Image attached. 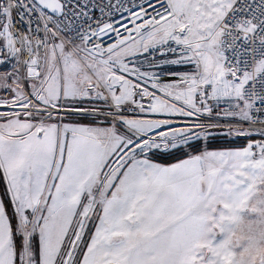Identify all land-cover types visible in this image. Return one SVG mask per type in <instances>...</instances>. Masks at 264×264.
Here are the masks:
<instances>
[{
	"label": "snow or ice",
	"instance_id": "1",
	"mask_svg": "<svg viewBox=\"0 0 264 264\" xmlns=\"http://www.w3.org/2000/svg\"><path fill=\"white\" fill-rule=\"evenodd\" d=\"M0 264H264V0H0Z\"/></svg>",
	"mask_w": 264,
	"mask_h": 264
}]
</instances>
